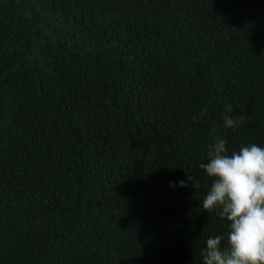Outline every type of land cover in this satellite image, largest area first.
<instances>
[{
  "label": "trees",
  "instance_id": "1",
  "mask_svg": "<svg viewBox=\"0 0 264 264\" xmlns=\"http://www.w3.org/2000/svg\"><path fill=\"white\" fill-rule=\"evenodd\" d=\"M213 127L264 147V0H0V264H202Z\"/></svg>",
  "mask_w": 264,
  "mask_h": 264
},
{
  "label": "clouds",
  "instance_id": "2",
  "mask_svg": "<svg viewBox=\"0 0 264 264\" xmlns=\"http://www.w3.org/2000/svg\"><path fill=\"white\" fill-rule=\"evenodd\" d=\"M240 122L239 117L225 115L223 127L234 130ZM209 135L215 142L208 144L207 162L200 168L211 184L202 208L226 220L228 231L207 238L200 250L202 264H264V147L241 145L228 154V142L217 128H211ZM188 181L195 190L200 187L190 175ZM179 184L187 186L185 181Z\"/></svg>",
  "mask_w": 264,
  "mask_h": 264
}]
</instances>
